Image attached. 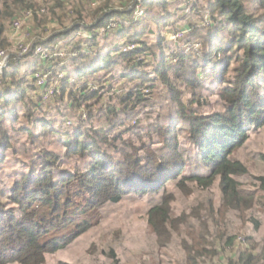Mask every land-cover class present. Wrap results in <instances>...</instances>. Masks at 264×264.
Masks as SVG:
<instances>
[{
    "label": "trees",
    "instance_id": "trees-1",
    "mask_svg": "<svg viewBox=\"0 0 264 264\" xmlns=\"http://www.w3.org/2000/svg\"><path fill=\"white\" fill-rule=\"evenodd\" d=\"M34 1L0 0V49L11 46L5 33L19 14L11 2ZM42 1L39 24H55L40 39L51 58H15L0 82V264H76L73 248L99 225L100 208L129 197H160L148 223L162 237L183 219L171 187L186 195L218 186L213 219L234 208L259 232L264 170L248 162L264 168V0H143L140 15L136 0ZM37 71L52 72L43 88ZM250 175L255 190H244L239 177ZM202 230L190 233L185 264L218 252ZM257 239L248 235L229 264H264Z\"/></svg>",
    "mask_w": 264,
    "mask_h": 264
},
{
    "label": "rangeland",
    "instance_id": "rangeland-1",
    "mask_svg": "<svg viewBox=\"0 0 264 264\" xmlns=\"http://www.w3.org/2000/svg\"><path fill=\"white\" fill-rule=\"evenodd\" d=\"M24 5H29V3L15 4L11 2L12 8L18 10L19 13L15 17L24 18L25 13L30 10L33 11V15L29 19H24L22 28L18 33L13 29V22L7 27L5 37L11 42V46L4 50L9 53L16 52L15 45L20 41L34 43L42 37L45 38V33L55 26L51 22L48 25L39 24V15L36 14L40 13L42 16L46 14V9L44 12L41 11L42 8H45L43 6H46L42 0L41 2L34 1L31 4L34 6L27 7ZM118 5L115 4L113 9H119ZM80 9V6L75 4L74 11ZM70 10H73V7ZM200 22L198 24H201ZM175 35L171 31L167 32V37L171 40H175ZM200 47L201 44L199 43L195 49L200 51ZM60 50L65 51L66 46ZM14 59L15 56L9 62L12 63ZM62 76L64 77L63 74ZM36 89L33 93L35 100L43 95V90H40L37 86ZM259 133L261 136L259 137L262 138L260 146L264 150V131ZM242 156L248 157L249 155L245 151ZM248 163L254 173H261L264 170L257 157L250 159ZM239 179L244 190H255L256 180L253 175L241 176ZM170 190H173L175 194V200L172 204L174 218L183 219L172 221L171 225L167 227L168 230L163 231L162 237L154 233L148 223V210L155 201L159 200V196L129 197L121 204L116 205L107 203L100 208L101 221L88 236V240L76 243L77 245L73 248L74 252H72L77 255L73 257L76 264H116V262H119V264H185L184 247L187 242H190L192 236L190 233L202 232V226L210 230L207 231L208 248L215 247L218 251L214 256L206 257L205 264H229L230 259L234 258L235 260L240 251L249 248L246 237L253 233L263 246L264 226L259 232H253L252 225L248 221L244 222L245 213L243 211L240 213L234 208L225 209L224 213L227 214L225 220L220 222L213 219V216L209 213L211 204L219 207L222 200V194L218 191V186H213L210 190L194 186L186 195L173 187ZM262 211V208L255 209L253 216L261 215L260 212ZM183 214H186V217H183ZM190 214L201 215L200 218L204 223H201L198 216H189ZM98 218V214L89 216V219L93 222H96ZM169 232H173L172 237L169 236ZM224 234L235 235L234 243L226 245L227 239L224 238L223 240L222 237ZM161 239L164 243L161 242ZM79 249H81L80 255L75 253ZM113 251L116 252L117 259L112 258Z\"/></svg>",
    "mask_w": 264,
    "mask_h": 264
},
{
    "label": "built area",
    "instance_id": "built-area-1",
    "mask_svg": "<svg viewBox=\"0 0 264 264\" xmlns=\"http://www.w3.org/2000/svg\"><path fill=\"white\" fill-rule=\"evenodd\" d=\"M141 1L143 0H136V2H139L137 8H136V13H138L137 15H140L142 13V8H141ZM96 3L94 2L93 5H95ZM42 12H44V9H41ZM33 15V11H27L24 15V18H17L16 20H14L13 22V29L16 31V33H18L21 28H22V24L24 19H29L31 18ZM116 27V23L115 22H111L108 25V28H115ZM179 36V34H176L174 38H177ZM39 42H34V43H26L24 41H20L18 42L15 47H16V52L14 53H9L7 50L4 49H0V82H1V77L5 71V69L8 66V63L10 61V59L15 56V58H23L25 56H27L28 54L32 53V51L41 54L42 58L45 60H49V58H51L50 53L49 52H44L43 47H42V43L41 40H38ZM130 49H134V45H129L128 46ZM66 51V50H65ZM77 54V53H76ZM60 55L62 57L65 56V52L61 51ZM50 76L49 72H43V71H37L34 74V77L36 79V84L39 88H43L46 86V84L48 83V77ZM53 94V89L48 90V92L45 94V97H50V95Z\"/></svg>",
    "mask_w": 264,
    "mask_h": 264
}]
</instances>
